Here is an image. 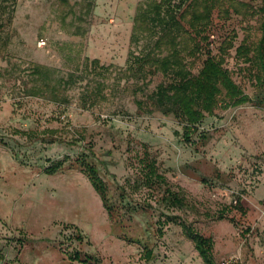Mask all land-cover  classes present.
<instances>
[{
	"label": "rangeland",
	"instance_id": "rangeland-1",
	"mask_svg": "<svg viewBox=\"0 0 264 264\" xmlns=\"http://www.w3.org/2000/svg\"><path fill=\"white\" fill-rule=\"evenodd\" d=\"M150 1L0 3V264H204L180 221L212 239L217 264H264V108L229 107L220 99L197 126L195 144L184 143L172 116L139 113L135 101L167 81L122 72L129 52L148 51L156 40L140 34L131 43L136 10ZM219 1L229 16L213 10L207 32L213 38L194 56L183 54L185 65L196 76L234 38L224 67L254 99L255 71L236 48L259 41L261 0ZM232 2L250 12L241 6L242 14L232 13ZM86 59L113 67L96 75ZM34 65L49 70L43 79L32 75ZM70 74L78 79L63 88L58 81ZM143 145L186 207L166 208L161 192L141 184ZM81 155L106 183L113 219L77 167ZM64 160L54 174L45 172Z\"/></svg>",
	"mask_w": 264,
	"mask_h": 264
},
{
	"label": "trees",
	"instance_id": "trees-1",
	"mask_svg": "<svg viewBox=\"0 0 264 264\" xmlns=\"http://www.w3.org/2000/svg\"><path fill=\"white\" fill-rule=\"evenodd\" d=\"M8 1L15 2L16 0H0V3ZM174 1L153 0L137 8L133 20L131 43L133 41L136 43L137 35L140 34L155 36L156 40L148 51H140L138 54L129 52L126 68L122 72L142 82L146 81L148 76L155 74H160L167 79L166 82L158 84L145 100L135 101L136 108L142 114L150 115L160 112L164 116H172L181 127L184 143L195 144L193 137L197 133V126L206 116L214 114L220 99L223 103L225 101V106L229 107L253 103L259 108H264V0H261L260 7L256 11L260 17L259 41L254 48L245 44L236 48V57L242 58L255 71L251 77L256 93L254 99L246 96L235 85L230 72L224 67L225 56L233 48L234 38L228 40L226 46L219 48L217 56H208L196 76L190 73L184 62L183 54L194 56L202 51L205 44L208 45L210 36H207V32L211 14L218 6L222 9L223 3L221 4L219 0H177L176 3ZM241 6L245 8V13L250 12V8L237 2L230 3L229 8L232 13L239 15L242 14L238 10ZM221 11L224 18L229 16L228 9L223 7ZM250 54L252 55L249 56ZM85 62L88 64L86 68L90 67L95 70L96 75L107 73L113 67L112 65L99 66L98 60L86 59ZM48 72L47 68L34 65L31 73L36 79H43ZM77 79V76L70 74L67 79H61L58 82L63 88H68L72 87ZM31 93L38 94L36 89H33ZM50 93L52 96L55 95L54 88ZM98 93L99 90L94 91L95 97ZM90 97L92 95H86L87 99ZM207 139L206 135L200 134L197 141L205 144ZM142 150V156L138 157L137 174L141 184L151 192H161L160 199L166 208L180 210L186 207L187 202L183 195L179 191L172 190L167 185L164 176L158 172L156 160L150 156L147 147L143 145ZM65 162L64 160L56 163L45 172L54 174L63 167L62 163ZM75 163L100 197L108 218L113 219L117 211L109 202L107 185L100 177L97 167L89 161L88 155H81ZM235 205L238 210L242 211L239 198ZM224 218L223 214H218L219 220ZM178 225L184 237L193 244L202 262L217 264L213 257L212 239L204 237L184 221L178 222ZM146 256L150 258L151 253L146 252Z\"/></svg>",
	"mask_w": 264,
	"mask_h": 264
},
{
	"label": "built area",
	"instance_id": "built-area-1",
	"mask_svg": "<svg viewBox=\"0 0 264 264\" xmlns=\"http://www.w3.org/2000/svg\"><path fill=\"white\" fill-rule=\"evenodd\" d=\"M210 38L212 39L213 36H210ZM44 45H45V42H44V41H41V42L39 43V46H44Z\"/></svg>",
	"mask_w": 264,
	"mask_h": 264
}]
</instances>
